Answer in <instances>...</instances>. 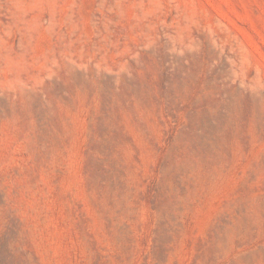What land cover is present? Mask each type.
<instances>
[{
	"label": "rangeland",
	"instance_id": "1",
	"mask_svg": "<svg viewBox=\"0 0 264 264\" xmlns=\"http://www.w3.org/2000/svg\"><path fill=\"white\" fill-rule=\"evenodd\" d=\"M0 264H264V0H0Z\"/></svg>",
	"mask_w": 264,
	"mask_h": 264
}]
</instances>
